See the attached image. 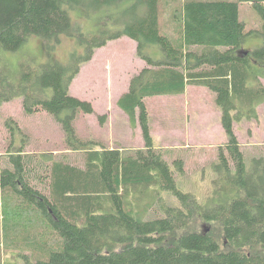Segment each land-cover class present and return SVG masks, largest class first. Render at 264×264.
<instances>
[{
  "label": "trees",
  "instance_id": "trees-1",
  "mask_svg": "<svg viewBox=\"0 0 264 264\" xmlns=\"http://www.w3.org/2000/svg\"><path fill=\"white\" fill-rule=\"evenodd\" d=\"M244 2L263 24L254 31L258 46L241 51L252 33L241 18ZM32 35L47 59L1 67L3 52L21 49ZM64 36L76 42L66 61L50 52ZM123 36L137 42L145 61L117 101L141 129L144 145L133 151L81 137L78 115L96 110L70 92L96 49ZM263 78L264 0H0V106L18 97L26 114L47 112L62 126L66 147L83 153L77 164L24 145L7 152L0 168L4 246L24 264H264V157L248 167L235 129L259 119ZM188 86L213 93L226 135L204 203L177 187L173 167L184 171L185 162H170L156 146L147 104ZM10 130L15 135L17 123ZM164 190L177 203L165 202L156 217L141 215L158 207Z\"/></svg>",
  "mask_w": 264,
  "mask_h": 264
},
{
  "label": "rangeland",
  "instance_id": "rangeland-1",
  "mask_svg": "<svg viewBox=\"0 0 264 264\" xmlns=\"http://www.w3.org/2000/svg\"><path fill=\"white\" fill-rule=\"evenodd\" d=\"M241 18L247 30L252 31L240 48L241 51L258 46L261 35L255 33L263 24L259 12L244 2ZM79 16V15H77ZM75 18L76 15L74 16ZM84 21V20H83ZM76 46L75 39L63 37L54 56L66 61L71 49ZM49 55V52H48ZM44 43L39 36L32 35L25 45L17 51H4L1 67L18 68L22 64L35 61L39 63L48 57ZM144 62L138 57L136 43L127 36L109 41L104 47L97 48L92 60L83 64L80 73L71 84L70 92L89 100L95 107V113H80L75 121L81 137L93 138L110 147L133 151L143 147L140 128L131 127L128 116L118 107L117 99L128 89L130 78L138 72ZM264 83V78L262 79ZM150 109L152 133L155 144L160 147L170 162L183 158L185 170L173 167L177 187L191 193L199 202L204 203L213 191L217 162V149L226 141V135L220 120V110L214 103L213 93L199 86H190L187 93L174 96H155L147 100ZM259 119H244L235 124L236 133L245 152L248 167L254 157H264V104L258 106ZM100 114H107L105 123L99 121ZM17 123L16 134H11L10 127ZM29 152H52L61 158L68 157L72 163L80 164L83 153L68 149L64 143V132L60 123L45 111L28 115L25 113L22 98L5 101L0 106V168L7 152H16L20 146ZM163 199L157 200V206L141 211L146 218L162 213L165 202L176 204V196L171 190L161 192ZM5 195L0 196L3 214L0 233V264H24L14 258L11 250L4 246L3 237L7 231L3 223L7 220L3 207ZM147 196H142V206L147 203ZM1 219V220H2ZM208 223H204L205 228ZM53 234L46 230L48 239Z\"/></svg>",
  "mask_w": 264,
  "mask_h": 264
},
{
  "label": "crops",
  "instance_id": "crops-1",
  "mask_svg": "<svg viewBox=\"0 0 264 264\" xmlns=\"http://www.w3.org/2000/svg\"><path fill=\"white\" fill-rule=\"evenodd\" d=\"M127 37H128V36H127ZM129 38H130V37H129ZM131 39H132V38H131ZM132 40H133V39H132ZM134 41H135V40H134ZM135 43H136V49H137V42L135 41ZM140 59H141V58H140ZM141 60H142V59H141ZM142 61L144 62V65H145V61H144V60H142ZM144 65H143V66H144ZM143 66H142V67H143ZM142 67H141V68H142ZM141 68H140V69H141ZM140 69H139V70H140ZM139 70H138V71H139ZM128 86H129V85H128ZM189 87H190V86H188V88H189ZM188 88H187V89H188ZM124 92H125V91H124ZM124 92H123V93H124ZM186 93H187V91H186ZM121 95H122V94H121ZM118 99H119V98H118ZM118 99H117V101H118ZM117 105H118V103H117ZM118 107H119V106H118ZM119 108H120V107H119ZM120 109H121V108H120ZM121 110H122V109H121ZM122 111H123V110H122ZM123 112H124V111H123ZM124 113H125V112H124ZM125 114H126V113H125ZM220 114H221V112H220ZM126 115H127V114H126ZM127 116H128V115H127ZM128 118H129V117H128ZM129 121H130V120H129ZM131 127H132V126H131ZM137 128H138V127H137ZM137 128H135V129H137ZM139 131H140V139H141V141H142L143 138H142V134H141V129H140ZM143 145H144V142H143ZM120 148H121V147H120Z\"/></svg>",
  "mask_w": 264,
  "mask_h": 264
}]
</instances>
